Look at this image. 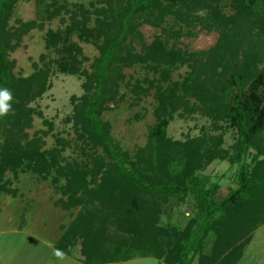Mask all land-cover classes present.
Segmentation results:
<instances>
[{
    "label": "trees",
    "instance_id": "trees-1",
    "mask_svg": "<svg viewBox=\"0 0 264 264\" xmlns=\"http://www.w3.org/2000/svg\"><path fill=\"white\" fill-rule=\"evenodd\" d=\"M17 1L0 0V88L12 93V113L0 117V181L7 170L17 173L19 169L52 175L56 184L65 178L60 188L67 198L60 201L67 209L81 207L56 249L73 256L77 246L78 258L86 264L134 257H155L166 264H238L254 232L264 224V157L259 158L264 156V68H251L264 60V0H233L236 14L224 19H219L223 18L222 0H101L106 6L94 10V26L88 25L89 12L79 7L82 18L75 12L65 35L49 31L47 43L56 46L62 57L57 59L60 70L85 78L84 93L72 97L73 113L67 118L81 141L75 144L84 156L80 161L62 156L72 142L60 135H56L57 146L43 149L44 136L52 129L48 120L44 122L49 130L37 131L31 138L26 130L36 112L30 103L50 87L51 71L46 63L27 77L13 72L9 51L35 25L9 26ZM204 7L224 22V29L237 19L208 60L205 53L195 57L175 46L168 48L164 36L148 44L139 30L143 21L161 26L173 14L183 26L173 31L180 36L194 12ZM253 27L259 28L258 43ZM162 29L170 34L172 27ZM240 31L251 39L242 51ZM73 33L102 40L94 41L100 55L91 72L80 67L81 48L71 41ZM135 42L141 46L139 51ZM135 63L148 64L160 76L146 78V87L135 84L132 88L137 95H148L154 88L158 102L149 141L132 160L114 140L103 113L119 94L123 69ZM177 63L191 67L181 81L171 80L170 70L161 67ZM176 113L182 117L200 113L212 120L216 130L234 128L237 138L232 150L222 146L223 135L206 131L186 140L169 137L167 129ZM250 155L252 164L247 161ZM224 159L240 167L235 185L218 199L220 185L210 183L201 171L214 160ZM189 196L198 206L197 213L184 227L163 225V205L173 197L176 204L184 203Z\"/></svg>",
    "mask_w": 264,
    "mask_h": 264
},
{
    "label": "rangeland",
    "instance_id": "rangeland-1",
    "mask_svg": "<svg viewBox=\"0 0 264 264\" xmlns=\"http://www.w3.org/2000/svg\"><path fill=\"white\" fill-rule=\"evenodd\" d=\"M233 3V0L220 2L223 18L219 19L234 17L236 9ZM102 6L106 4L101 0H18L8 23L12 27H19L21 22L35 23L34 27L22 36L15 50L9 51V60L14 62V74L27 77L44 68L46 63L51 71L50 87L42 97L30 103L35 111L42 112V115L35 112L32 126L26 130L30 138L37 131L49 130L50 125L44 122L45 119L48 120L52 129L44 136L46 143L43 149L57 146L56 135H60L72 142V145L62 152V156L68 161H80L84 157L80 149L75 147V144L81 141L77 139L72 122L67 118L73 113L72 97H80L84 93L82 83L85 78L79 74H69L60 70L57 59L62 57L56 46L48 45V34L49 31H54L65 35L75 17V12L79 15L78 18H82L79 7L89 12L88 25L94 26L96 18L94 10ZM212 14L215 15L212 9L207 7L201 11H195L190 19L191 24L185 25L183 34L180 36L173 31L183 26L173 14L168 15L161 26L143 21L139 30L148 44L156 37L164 36L168 40V48L175 46L184 53H194L195 57L205 53L207 55L204 59L208 60L209 55L215 56L212 52L217 45L222 44V38H228L225 31L229 29L231 31L233 23L237 20L228 23V28L224 29L221 25L224 22L215 19ZM163 27H172L170 34L164 32ZM258 30V27L251 28L255 39ZM249 36L244 31H240V39L243 37L239 46L241 51L242 48L251 44ZM71 41L81 48V53L78 54L81 69L91 72L92 64L100 55L94 41L100 43L102 40L97 36L90 39L80 38L78 33H73ZM256 41L259 42L257 39ZM63 44L57 46L61 47ZM134 45L139 51L141 46L137 42ZM161 67L170 70L173 81H181L191 70L188 63L170 66L163 64ZM251 68L263 69L264 60L259 62L256 68ZM123 74L119 94L115 101L109 102L103 118L110 123L114 140L120 143L122 150H125L132 160H136L134 156L138 150L146 146L149 141L150 126L156 123L155 107L158 102L154 88L148 95L143 93L137 95L132 88L135 84L146 87V78H158L160 75L148 64L138 63L125 67ZM140 95L141 98L137 99ZM205 131L213 135H223L222 146L232 150L237 138L236 130L231 127L216 130L212 120L200 113L185 117L176 113L168 126L167 135L176 140H186L188 137L200 136ZM253 152L256 151L253 150ZM99 153H102V149H99ZM251 157V155L248 156L247 161L252 164ZM263 157L262 155L259 158ZM239 167L240 165L233 164L228 159L214 160L201 172L209 177L210 183L220 185L217 198L221 199L227 194L228 188L235 185V174ZM52 178V175L43 177L32 170L22 169H19L17 173L7 170L4 174L0 181V264H86L78 258L77 246L73 248V256L64 254V258L60 259L53 255L56 249L55 244L81 206L65 208L60 201L61 198H67L60 188V185L65 183V178H62L58 184ZM176 201L177 199L173 197L163 205L161 214L163 225L170 223L184 227L189 218L197 213L198 206L193 196H189L184 203L176 204ZM107 264L162 263L155 257H134L127 261ZM238 264H264V224L255 231Z\"/></svg>",
    "mask_w": 264,
    "mask_h": 264
},
{
    "label": "clouds",
    "instance_id": "clouds-1",
    "mask_svg": "<svg viewBox=\"0 0 264 264\" xmlns=\"http://www.w3.org/2000/svg\"><path fill=\"white\" fill-rule=\"evenodd\" d=\"M12 93L7 88H0V117L7 116L12 113L11 104ZM53 255L57 258L63 259L64 253L59 249H54Z\"/></svg>",
    "mask_w": 264,
    "mask_h": 264
},
{
    "label": "crops",
    "instance_id": "crops-1",
    "mask_svg": "<svg viewBox=\"0 0 264 264\" xmlns=\"http://www.w3.org/2000/svg\"><path fill=\"white\" fill-rule=\"evenodd\" d=\"M255 233V232H254ZM250 244V243H249ZM249 245H247L246 247H245V249L248 247ZM245 249H244V251H245ZM244 254V253H243ZM159 260V259H158ZM162 264H166V263H164L163 261H161V260H159Z\"/></svg>",
    "mask_w": 264,
    "mask_h": 264
}]
</instances>
